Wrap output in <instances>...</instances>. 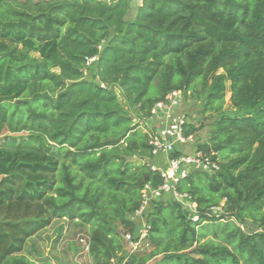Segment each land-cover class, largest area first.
I'll return each mask as SVG.
<instances>
[{"label": "trees", "instance_id": "1", "mask_svg": "<svg viewBox=\"0 0 264 264\" xmlns=\"http://www.w3.org/2000/svg\"><path fill=\"white\" fill-rule=\"evenodd\" d=\"M130 3L0 0V137L45 141L0 147V264H34L26 242L61 219L88 227L92 264H264V0ZM172 91L215 119L207 143L171 157L200 152L220 169L177 185L197 221L162 198L147 216L151 250L125 255L143 186L161 183L150 110ZM198 130L188 121L184 135Z\"/></svg>", "mask_w": 264, "mask_h": 264}, {"label": "built area", "instance_id": "2", "mask_svg": "<svg viewBox=\"0 0 264 264\" xmlns=\"http://www.w3.org/2000/svg\"><path fill=\"white\" fill-rule=\"evenodd\" d=\"M101 48L100 46L98 49ZM98 60V55L86 57L85 67L91 68ZM182 95L178 91L170 93L168 101H159L150 110L149 120L154 128L145 130L149 135V144L152 146L151 154L157 163L150 165V171L158 174L161 183L152 186L147 183L143 186L139 206L133 214L136 223V232L124 233L125 255L144 250L150 232L148 213L153 203L167 196L180 203L183 209L188 210L193 221H197L196 206L187 193L177 190L178 183L186 179L192 172L214 173L220 169L218 161L200 152L182 154L171 157L176 150L175 144L188 146L193 143V136H185L184 130L188 122L187 116L180 111ZM150 126V125H147ZM87 249V238L82 234L77 238ZM148 246V244H147ZM126 258V257H125ZM111 264H115L113 261Z\"/></svg>", "mask_w": 264, "mask_h": 264}, {"label": "rangeland", "instance_id": "3", "mask_svg": "<svg viewBox=\"0 0 264 264\" xmlns=\"http://www.w3.org/2000/svg\"><path fill=\"white\" fill-rule=\"evenodd\" d=\"M26 1V0H24ZM140 3V0H131L130 7L133 9ZM130 17V16H129ZM120 102L123 104V98L119 96ZM202 98L192 99L190 96L182 98L180 111L188 117V121L198 127V132L193 135V143L197 147L198 144L208 142L211 131L213 130L212 123L215 119V114L211 112H202ZM223 109L226 111L232 110L229 102V93L225 95ZM141 127L144 123H140ZM190 145V144H189ZM183 146L185 152H190V146ZM0 147H45V141L37 134L33 133H16L11 134L5 131L0 137ZM169 197H163V200H168ZM242 231L251 233L262 230L256 223L245 221L239 224ZM82 234L85 238L89 237V229L87 226H76L74 222L66 219L55 220L49 227L37 233L34 237L26 242L22 256L34 264H92L91 259L87 254V249L77 239L78 235ZM212 239L211 233H207L201 242ZM146 247L144 251L151 250L150 246L143 243ZM161 256H157L150 260L147 264H157ZM177 264V263H170Z\"/></svg>", "mask_w": 264, "mask_h": 264}, {"label": "crops", "instance_id": "4", "mask_svg": "<svg viewBox=\"0 0 264 264\" xmlns=\"http://www.w3.org/2000/svg\"><path fill=\"white\" fill-rule=\"evenodd\" d=\"M176 147L179 149V151L181 152H185V150L183 149V146L182 145H179V144H175V149ZM186 153V152H185Z\"/></svg>", "mask_w": 264, "mask_h": 264}]
</instances>
